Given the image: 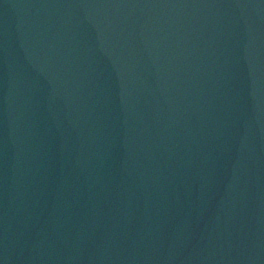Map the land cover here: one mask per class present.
I'll return each mask as SVG.
<instances>
[{
    "label": "water",
    "instance_id": "95a60500",
    "mask_svg": "<svg viewBox=\"0 0 264 264\" xmlns=\"http://www.w3.org/2000/svg\"><path fill=\"white\" fill-rule=\"evenodd\" d=\"M0 264H264V0H0Z\"/></svg>",
    "mask_w": 264,
    "mask_h": 264
}]
</instances>
